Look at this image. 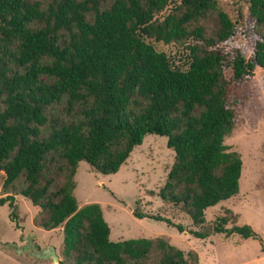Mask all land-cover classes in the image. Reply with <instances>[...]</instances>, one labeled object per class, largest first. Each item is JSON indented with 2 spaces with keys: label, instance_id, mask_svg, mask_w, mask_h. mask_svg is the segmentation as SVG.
Returning <instances> with one entry per match:
<instances>
[{
  "label": "trees",
  "instance_id": "obj_1",
  "mask_svg": "<svg viewBox=\"0 0 264 264\" xmlns=\"http://www.w3.org/2000/svg\"><path fill=\"white\" fill-rule=\"evenodd\" d=\"M100 1L52 0L42 10L32 0H0L1 187L12 189L23 177L17 194L38 209L35 227L61 229L67 264H143L151 255L156 264H198L195 253L184 254L160 238L111 242L98 205L77 209L75 170L83 161L95 173L113 175L144 136L164 137L173 161L157 197L201 227L206 209L238 192L240 157L227 152L223 140L242 122L255 69L264 90V36L254 33L245 58L222 47L236 31L216 0H113L101 10ZM170 4L172 11L157 18ZM211 11L219 24L214 39L204 38L199 26L188 31ZM248 13L264 25V0H249ZM188 38L200 46L188 47L184 69L152 45ZM62 99L65 114L79 116L78 122L47 120L46 110ZM56 179L60 183L51 191ZM12 201L5 194L0 206L7 204L14 222ZM137 205L133 218L185 231ZM227 223L217 218L212 232L257 238L248 226L226 229Z\"/></svg>",
  "mask_w": 264,
  "mask_h": 264
},
{
  "label": "rangeland",
  "instance_id": "obj_2",
  "mask_svg": "<svg viewBox=\"0 0 264 264\" xmlns=\"http://www.w3.org/2000/svg\"><path fill=\"white\" fill-rule=\"evenodd\" d=\"M32 1L38 2L44 10L52 0ZM112 1L101 0L100 10L107 8ZM173 5H168L157 18L171 12ZM216 6L229 18L236 31L235 36L222 47L228 51L238 50L247 58L252 48L253 36H264V25L257 24L249 15V0H216ZM86 20H92L91 13L86 15ZM198 26L203 28L204 38L214 39L219 28L216 12L207 13L203 20L188 27V31ZM31 28L36 29L37 26L34 24ZM152 45L155 51L164 53L173 66L182 69L189 62L188 47L200 46L193 38L168 45ZM47 63L48 60L45 59L40 64ZM40 80L46 84L51 83L45 77H40ZM251 89L253 97L248 102L246 113L242 114V122L223 140L226 151L234 152L240 157L238 192L234 197L206 209L201 227L194 228L180 207H173L158 199L157 192L170 169L173 154L166 148L165 138L154 135L144 136L141 144L132 150L113 175H100L93 172L85 162H78L72 191L77 209L89 204L98 205L108 226L111 242L160 238L184 254L195 253L198 264H264V90L262 73L258 69L253 71ZM75 111L76 108L73 112ZM134 112L137 110L134 109ZM45 115L48 121L56 119L64 124L80 120L75 114H65L64 99L57 105L50 106ZM46 129L47 125L42 129L44 135ZM2 178L0 175V199L5 194L13 196L12 204L17 218L16 221H11L7 204L0 206V264H67L60 254L61 229L44 231L35 227L38 209L17 194L24 186L23 177L15 181L12 189L1 187ZM59 183L60 179H56L50 190L53 191ZM136 201L142 213L168 219L185 231L177 233L164 223L133 218L131 211ZM219 217L228 221L224 228L246 225L257 238L242 240L236 235L225 237L214 234L212 229ZM186 230L199 231L207 237L195 239ZM26 242H31L39 251L51 247L57 261L32 257L30 249L25 247ZM143 264H156L155 256L151 255Z\"/></svg>",
  "mask_w": 264,
  "mask_h": 264
},
{
  "label": "water",
  "instance_id": "obj_3",
  "mask_svg": "<svg viewBox=\"0 0 264 264\" xmlns=\"http://www.w3.org/2000/svg\"><path fill=\"white\" fill-rule=\"evenodd\" d=\"M25 247L30 249L31 255L34 258L37 259H48L50 258L52 262L57 261V257L55 256V253L51 247H48L42 251H39L35 245H33L31 242H26Z\"/></svg>",
  "mask_w": 264,
  "mask_h": 264
},
{
  "label": "crops",
  "instance_id": "obj_4",
  "mask_svg": "<svg viewBox=\"0 0 264 264\" xmlns=\"http://www.w3.org/2000/svg\"><path fill=\"white\" fill-rule=\"evenodd\" d=\"M0 175H2V173H0Z\"/></svg>",
  "mask_w": 264,
  "mask_h": 264
}]
</instances>
